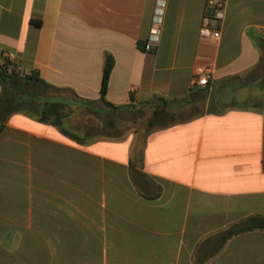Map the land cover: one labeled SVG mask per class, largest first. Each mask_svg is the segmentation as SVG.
Masks as SVG:
<instances>
[{"label":"crops","instance_id":"1","mask_svg":"<svg viewBox=\"0 0 264 264\" xmlns=\"http://www.w3.org/2000/svg\"><path fill=\"white\" fill-rule=\"evenodd\" d=\"M213 14L206 0H0V63L12 53L71 108L61 126L0 124V264H264L249 227L264 217V0ZM205 15L218 39L199 34ZM198 66L213 72L204 88ZM143 107L149 127L155 110H192L126 132Z\"/></svg>","mask_w":264,"mask_h":264},{"label":"trees","instance_id":"2","mask_svg":"<svg viewBox=\"0 0 264 264\" xmlns=\"http://www.w3.org/2000/svg\"><path fill=\"white\" fill-rule=\"evenodd\" d=\"M114 65L112 56L104 58L103 73L100 87L99 101L111 105L105 100L109 77ZM264 66V61H263ZM0 124L13 113L25 112L37 116L39 120L61 126L63 118L69 114L71 108L66 104L54 99L51 94L52 86L44 82L34 73L24 74L18 70L17 65L5 58L0 63ZM161 100V98H158ZM82 103H91L89 100H79ZM161 112L154 111V118L159 119ZM155 124L150 122V126ZM67 134L71 135L69 132ZM249 227L264 230V217L256 218Z\"/></svg>","mask_w":264,"mask_h":264},{"label":"built area","instance_id":"3","mask_svg":"<svg viewBox=\"0 0 264 264\" xmlns=\"http://www.w3.org/2000/svg\"><path fill=\"white\" fill-rule=\"evenodd\" d=\"M206 5L213 9V17L216 20H221L223 18L225 0H206ZM164 15V3L158 2V5L154 9L153 17L151 20V25L149 29V34L147 41L144 45L145 51H152L155 47V44L158 43L161 33V26L163 23ZM209 19L208 16H203L200 32L199 34L204 36H211L213 39H218L220 37L219 31H214L209 28ZM6 58L11 60L14 63V55L7 54ZM213 77V72L210 68L204 66H198L194 69L192 86L195 88H204L206 87Z\"/></svg>","mask_w":264,"mask_h":264},{"label":"rangeland","instance_id":"4","mask_svg":"<svg viewBox=\"0 0 264 264\" xmlns=\"http://www.w3.org/2000/svg\"><path fill=\"white\" fill-rule=\"evenodd\" d=\"M190 110L192 109H182L181 111L175 112L167 110V113H164L163 116L157 120V124L152 127H149L147 123L148 120L153 117L152 108L143 107L137 111H127L124 115V120L121 119L120 121H124L126 132H135L137 133V136L141 137L148 133L150 130H154L163 125H168L170 123H175L187 119L189 117L188 112H190Z\"/></svg>","mask_w":264,"mask_h":264}]
</instances>
